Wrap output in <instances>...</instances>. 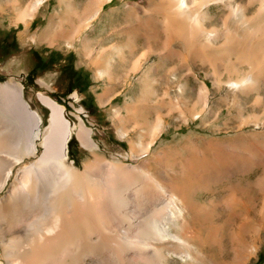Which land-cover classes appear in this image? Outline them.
<instances>
[{
    "label": "rangeland",
    "instance_id": "374dc122",
    "mask_svg": "<svg viewBox=\"0 0 264 264\" xmlns=\"http://www.w3.org/2000/svg\"><path fill=\"white\" fill-rule=\"evenodd\" d=\"M33 1L0 0V82H19L45 121L48 110L38 92L63 105L71 121L82 107L98 148L90 151L73 135L68 162L80 169L89 160L98 162V172L119 168L136 180L140 167L166 172L185 194L203 255V263L189 264H264V233L257 250L248 252L258 207L251 215H236L232 205L235 195L261 202L253 180L263 168L250 176L226 170L217 180L205 178L254 134L264 139V123L253 119L264 121V74L254 87H228L225 81L236 77L225 69L234 56L232 44L202 47L181 38L159 0H108L88 24L83 20L93 13L95 0H44L24 22L20 13ZM193 11L190 18H199ZM209 11L207 25H220L224 10L213 4ZM156 122H162V131L141 153ZM122 222L120 229L128 223ZM102 232L74 253L71 264H129L133 248L121 249L107 229ZM172 257L170 264H184Z\"/></svg>",
    "mask_w": 264,
    "mask_h": 264
},
{
    "label": "bare ground",
    "instance_id": "6f19581e",
    "mask_svg": "<svg viewBox=\"0 0 264 264\" xmlns=\"http://www.w3.org/2000/svg\"><path fill=\"white\" fill-rule=\"evenodd\" d=\"M43 1L34 0L21 11L24 22ZM106 1L95 0L93 13L83 23L88 24ZM213 4L224 10L219 26L207 25ZM158 5L181 38L197 41L202 47L232 44L234 56L225 69L236 77L225 81L228 87L257 85L264 74V0H159ZM191 11L200 17L190 18ZM215 75L220 80V74ZM202 91L206 93V89ZM37 97L48 110L46 121L24 98L19 82H0V264H71L74 253L83 250L93 235L103 237L104 229L114 243L122 244L121 249L133 248L126 258L129 264H170L172 256L184 264L204 262L195 241L196 229L187 216L185 194L169 181L166 172L140 167L141 178L136 180L118 165L112 172H98V162L89 160L82 169L69 163L73 135L90 151L98 148L82 118V107L76 110V121H71L55 99L42 92ZM253 119L256 124L264 123L258 122L257 115ZM162 128V122L152 126L153 136L141 153L150 149ZM262 143L264 139L254 134L246 146L225 157L222 168L205 178L217 180L226 170L248 176L256 169L264 170ZM253 181L261 202L236 195L232 202L236 215H251V208L258 207L249 255L257 250L264 233V171ZM123 220L128 223L120 229Z\"/></svg>",
    "mask_w": 264,
    "mask_h": 264
},
{
    "label": "trees",
    "instance_id": "16d2710c",
    "mask_svg": "<svg viewBox=\"0 0 264 264\" xmlns=\"http://www.w3.org/2000/svg\"><path fill=\"white\" fill-rule=\"evenodd\" d=\"M39 63H40V65H41V62H38L37 64H36V66L35 67H37V66H39ZM42 68H45V65H43V67ZM32 70H34V69H32ZM79 76V75H78ZM78 86V85H77Z\"/></svg>",
    "mask_w": 264,
    "mask_h": 264
}]
</instances>
